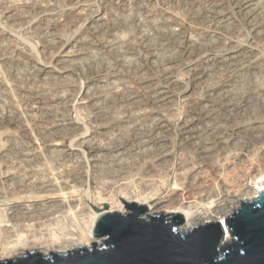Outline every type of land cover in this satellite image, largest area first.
Instances as JSON below:
<instances>
[{
    "label": "rangeland",
    "instance_id": "obj_1",
    "mask_svg": "<svg viewBox=\"0 0 264 264\" xmlns=\"http://www.w3.org/2000/svg\"><path fill=\"white\" fill-rule=\"evenodd\" d=\"M192 2L193 0H0V73L2 75H0V82H2L0 83V117L2 116L0 137L4 131L0 144L6 143L5 147L4 144L0 145L2 146L0 147L2 150L0 151V171L5 169L0 172V190H3L0 193L5 197L9 194L11 197L12 191L18 192L20 186H24L25 191V187L33 184L35 180L36 185L46 183V180L48 182L54 173L56 174L53 178L57 175L56 178L61 176L60 178L64 179L68 176V179H74L75 175L71 173L73 169H70L74 168L76 180L73 184L75 186V190H72L73 196H77V199L83 198L82 200L88 205L91 202L90 205L93 204L94 207H102V202L100 203L102 196L98 187L99 177L98 174H94V169L89 162L91 148L84 143L81 144V140L96 137L104 143L110 141V146L125 142L126 136L123 135V137L120 134L121 138H118L119 134L115 133L116 131L113 132L117 137L115 134L112 136V130L103 134L100 128H106L109 125L111 116L119 118L130 110L134 112L133 109L144 106L143 104L149 111L156 112V115L163 113L169 118L171 123L169 136L171 145L176 150L175 153L178 152L184 139L178 127L181 121L189 120L192 116L191 112L202 114L208 106H214L215 120L219 124L225 126L230 121L238 127L240 133L236 137L242 142L243 148L252 146L253 149L257 150L258 147L263 151L259 152L258 157L261 172H263L260 180L264 181V129H258L257 135L250 136L247 128L249 124L262 120L264 116V0H195L194 4ZM212 3L213 5H210ZM211 8L216 9L215 12L214 9L211 11ZM167 13L172 17L175 15L176 19L183 23L174 24L173 20L168 21ZM58 25H61V28ZM183 27H187L188 31ZM184 30L185 33H183ZM206 31L215 33L201 34ZM176 34L181 36L178 37ZM117 41L121 42L118 49L111 51L107 49V43ZM60 45L63 47L61 48ZM56 46L57 50H55ZM246 47L255 48L257 64L255 63L256 65L252 68L236 72L228 80L226 77L229 74L225 70L226 66L222 64L223 60L233 53L240 54ZM62 50H65L68 56L71 55L65 69L66 74H61V77L59 73L40 74L38 70L53 67L52 57L60 54ZM56 71L60 70L55 68ZM197 80L202 81L200 83ZM162 90L170 94L168 95L170 102L165 105L166 107L158 108L160 105L156 102V95H154L155 99L151 96L155 91L157 92L154 94H157ZM94 94L96 100L93 104L84 107L80 105V99L86 96L92 97ZM130 96L134 97L133 101L125 103ZM229 104L235 106H228ZM91 105L108 109L104 111L106 114L111 109L110 117H106L107 120L102 123L94 122ZM20 109L22 113H19L23 120L20 114H17ZM155 114L153 113L148 121H142L143 124L142 122L139 124V126L142 124L143 127H140L142 130L149 128ZM15 115H18L20 119ZM32 119L34 123H31ZM42 124L46 127L67 124L79 129L76 134H68L61 140L63 155L55 151V155L58 154L61 157L58 155L55 157L54 152L51 154L48 147L45 149L44 136L42 138L41 131H38L40 126V130L42 129ZM33 126L37 128L34 129ZM26 127L29 132L25 131ZM121 130L122 134L127 132L126 129L121 128ZM36 136L41 137L38 140ZM40 144L44 148H41ZM36 145L38 147L40 145L42 151ZM34 146H36L35 149ZM74 151H79L78 157L72 154ZM128 156L129 154L123 158V163L133 161L135 158ZM43 159L46 163L43 161L41 163ZM14 167L16 169H13ZM16 170L20 171V174ZM67 171H70L71 176L70 173L67 175ZM41 179L45 181L42 182ZM7 181L10 183H6ZM259 181L256 182L259 183ZM175 183V174L170 170L167 174V183L158 197L166 196ZM245 184L250 189L255 187L252 179H246ZM11 188V192L8 193ZM26 191L28 192L27 188ZM33 191L35 192L36 189H31L32 194L28 192L30 194L28 195H34L36 192ZM19 192L23 194L22 196L27 195V192ZM45 200L38 199L37 202L41 203ZM235 202L236 200L230 199L225 203L226 205L224 202L217 203L216 210L224 211L226 206L234 207ZM12 203L9 201L7 204ZM238 208L239 206L236 209ZM203 209H199L194 214L195 219L200 217L199 214L213 215L211 210L203 211ZM183 225L179 227V231H182ZM100 245L101 242L98 246Z\"/></svg>",
    "mask_w": 264,
    "mask_h": 264
},
{
    "label": "bare ground",
    "instance_id": "obj_2",
    "mask_svg": "<svg viewBox=\"0 0 264 264\" xmlns=\"http://www.w3.org/2000/svg\"><path fill=\"white\" fill-rule=\"evenodd\" d=\"M194 1L195 0H193V2ZM193 2L192 4L195 3ZM210 5H213V3ZM212 9L214 8H211V11H213ZM215 10L216 9H214V12ZM162 13H165V12H162ZM166 15H167V19H169L168 21L173 20L174 24H178L181 21V20L176 19L175 15H173V17L172 15H169L168 13ZM56 23H57V19H56ZM58 26L61 28V25H58ZM146 27L145 29H147ZM183 28L186 30L187 27L186 28L183 27ZM185 30L183 33H185ZM214 33L215 32H208V31L201 32V34L203 35H213ZM179 35L177 36L179 37ZM219 36L220 35H218V37ZM263 36H264V33H263ZM58 44H62V43L58 42ZM120 44L121 42L117 41V42L107 43L106 46H107V49H110L111 51V50L118 49L120 47ZM256 44L258 45V42ZM60 47L62 48L63 46L60 45ZM57 49L58 48L56 46L55 50ZM254 49L246 47V49L243 50L240 54L233 53L232 55L228 57L225 56L226 58L223 60L224 63L222 64H224L227 68L225 70H227V73L229 75L225 77L228 80L232 78L236 74V72L241 71L243 69L252 68L254 67V65L257 64L256 59H255V56L257 54L255 55ZM257 50L260 51V49L258 48ZM68 55L69 54L65 52V50H62L60 54L56 55L54 58L52 57V60H53L52 63L54 64L53 67H44L38 70V72L40 74L59 73L61 77L62 76L61 74L65 73V69L67 67V64L69 63V59L71 58L70 57L71 55L70 56ZM55 68H57L60 71L55 72ZM223 77H221V80ZM63 78H64V75H63ZM172 82H170V84ZM0 83L2 84V82ZM147 83L149 84V82ZM172 87H175V86H172ZM209 89H212V88H208V90ZM162 91L161 93L158 92L157 94H154L155 92H157L155 91L153 93V96H151V97H154L155 99L154 95H156L157 101L154 99L153 101H156L160 105L158 106V108L166 107L165 105L168 102H170V97H169L170 94L167 91H166L167 93H165L164 91L162 92ZM133 99L134 97L130 96L127 99V101H125V103H130L131 101H133ZM95 100H96V96L94 94L92 95V97L86 96L80 99L79 102H80V105L84 107V106H89V104L91 103L93 104ZM139 100H141V98ZM143 105L144 106H139L133 109L135 110L134 112L130 110V112L128 111V113L123 114L124 116H120L119 118H115L114 116H111L112 118L110 117L111 109L109 113L106 114V112L104 111H108V109H103L97 106L94 107L91 105L92 113H93L92 119L94 122L102 123L107 120L106 117L107 118L110 117L111 119V122L110 121L108 122L109 125L106 128H103V127L100 128L103 134H107L112 130L111 132L112 136L113 134L118 132L119 134L118 138L119 137L121 138V136L123 135L126 136L127 138L125 142L115 143V146H110L109 145L110 141L109 143H104L103 141L97 139L96 137H90L89 139L82 138L81 140L82 141L81 144L84 143L91 148L89 162L91 163V166L94 169V174L96 175L98 174V177H99L98 187L100 189L101 194L99 192L98 194L102 196L101 197L102 199H101L99 195V198L101 200L99 201L100 203L102 202V205H103L102 207H98V208L94 207L93 204L90 205L91 202L88 205L85 203V201L82 200L83 198L80 197V199H77L78 198L77 196H75L76 198L73 196V191L75 190L74 188L75 186L73 184H74V181L76 180V177H75L76 170L74 171V168H70V169H73L71 170V173L75 175L74 179H68V176H65L67 178L64 177V179H62L60 178L61 176H58L60 178L59 179V178H56L57 175L55 176V178H53L54 174H56L54 173L53 177L50 180L48 178L49 180L48 182L46 180V183H40L36 185L34 184V182L36 181V180L34 181L35 178L33 180L31 179L32 181H34L33 182L34 185L29 184L27 187H25V191L23 189L24 186L23 187L20 186V190L19 188L15 186L19 191H23V192H27L26 188L28 189V192L30 193H31V189L33 190L36 189L35 191L36 193L33 191L35 194L33 193L34 195L32 196H29L30 194L28 192H27V195L29 194L28 196L26 194H25L26 196L25 195L22 196L23 194L20 193L19 191H18L19 193L15 191L19 195H17L14 191H12L11 197H9V194H8V197L10 198L9 199L8 197H5L4 194L0 193V204H2L0 205V250H1L0 261H3L5 259H13L14 256L21 258V257L26 256L27 253H32V252L40 253L42 257L44 258L51 257L52 255L50 254V252L61 256V255H66L67 253L71 251H75L79 248L90 246L91 243H96V245L98 246V244L102 241V239L92 237V230H93L94 222L99 214L106 212V211L109 213L117 212L120 215L127 214L126 210H128V208L124 205V203L120 199H122L126 203H135L137 204V206L146 205V207L148 208V211H145V213L143 214L142 217L144 218H147L148 216H152V215H155V216L166 215L168 218H172L175 215H182L184 218L185 224L184 225L182 224L183 225L181 229L182 231H179V232H183V231L189 232L193 230L195 227H198L200 225L203 226L209 223L217 222L219 223V225L221 226L223 230V238L220 241L219 246H223L230 242V239L232 237H231V233L229 232L225 224L226 218H228L231 214H233L234 212L238 210L236 208L237 206L240 207L241 202L246 203V202H252L256 200L258 193L261 190H264V181H262L263 179L260 180L261 179L260 176L262 175L261 173L263 172H261V168L259 164V157H258V154H260L259 152H263V151L260 148H259L260 151H257L259 150L258 147H257V150L255 148L254 150L252 146L243 148L241 146L242 142L240 141V139L236 137L240 133L238 127L231 124L230 121H228L225 126H222L221 124H219L217 120H215V117H216L215 110H214L215 107L210 105L205 109L204 113L195 114L194 112H191L192 116L190 117L189 120H185V121L182 120L180 124L177 123L179 124L178 127H180L179 129L184 139H183V142H181L179 149L177 150L178 152L175 153L176 150H174L175 148L173 149L171 145V141H170V136H169V132L171 128V123L169 122L170 121L169 118L163 113H158L156 115L155 114L156 112H152V110L149 111L147 109V106H145V104ZM231 105H234V104H229L228 106H231ZM19 112H21V109L20 111L17 112L18 115L20 114ZM153 113L155 114V117L151 121V125L149 124L150 126L148 129L146 128L147 130H142V128H140V127H143L141 126L143 124L142 121H148V119L151 117ZM18 115L17 116L15 115V116L18 117ZM19 116L21 117L22 115L20 114ZM20 117L18 118L20 119ZM262 118H261L262 120L253 122V124L248 125L247 128L249 129L250 136L257 135L258 129L260 130L264 129V116ZM141 122L142 124L139 126ZM31 123H34L33 119ZM31 123H27V124L29 125ZM35 123H38V122H35ZM25 125L26 124H24L23 126ZM34 126L32 128L34 129L37 128ZM43 126L44 125L42 124V129L40 130L41 128L40 126L38 131L39 132L41 131L40 133L42 134V138L44 136L43 139L45 140H43V142H44V145L46 144L45 149L48 147L51 150L50 153L52 152L51 154H53L54 152L53 155L55 157L58 155V154L55 155L56 152H59V154L60 153L62 154L64 152V150L62 149L61 140L64 137H66L68 134H76L77 132H79V129L77 127L72 126V125H67V124L56 126V127L54 126L48 127V125L47 127L46 126L43 127ZM121 128L123 130L126 129L127 132L122 134L123 132H121L122 131ZM27 130L29 129L26 127L25 131L29 132ZM113 131H116V132L114 133ZM3 135H4V131H3L2 137L0 138H3ZM40 137H37L38 140ZM109 137H111V135ZM1 140L2 139H0V141ZM2 144H4V147H5L6 143L2 142ZM33 144L35 143L33 142ZM239 144H240V147H239ZM40 145L42 146V144ZM40 145L39 147L38 145L36 146L42 151L41 148H44V146L41 147ZM36 146H34L33 148L35 149ZM0 151L2 150L0 149ZM47 152L49 153V151ZM78 152L74 151V153L72 154L75 157H78L79 156ZM27 153H29V151ZM32 153L33 152L31 151V154ZM65 154L64 156H66ZM127 154L135 158H133L134 159L133 161H129L128 163H123V158L126 157ZM4 155L6 156L5 153ZM4 155H1V156H4ZM38 155H39V152H38ZM41 156L42 158H44L43 154ZM37 158L39 160V157ZM33 159L35 160V157ZM38 160L36 159L37 163H38ZM42 161L46 163L44 159L41 160V163ZM44 163L43 165H45ZM18 167H19V163H18ZM13 169H16V168L14 167ZM47 170L49 169L47 168ZM170 170H172L175 174L176 183L166 196L159 198L158 194L165 187L167 183V174ZM3 171H0V172H3ZM12 172L14 173V170ZM18 173L20 174V171ZM66 173L67 175H69L68 173H70V171H67ZM71 173H70V176H71ZM2 174L4 175L5 173H2ZM58 174L60 175V172ZM49 176H51V174H49ZM10 178L7 177V180L9 179L10 181ZM246 179H252V181L255 183V187L251 189L246 187V184H245ZM9 181H7L6 183H8ZM41 181L44 182L45 179L44 181L41 179ZM256 181H259V183ZM12 182L14 183V181ZM260 182H263V183L260 184ZM11 190L12 188L10 189V191H8V193H10ZM38 199H46V200L45 202L43 201L41 203L40 202L38 203L37 202ZM230 199L236 200L235 202L236 205L234 207L226 206V209L224 208V211L221 210L222 212L219 211V209L218 211L216 210L217 203L221 204V202H224L225 204ZM25 200H31V201L27 202ZM33 200H36V201H33ZM9 201L13 203L7 204ZM199 209H203V211L211 210V215L212 214L213 215L210 216V215L205 214L204 212H203L204 214L198 213L200 217L195 219L194 214H196Z\"/></svg>",
    "mask_w": 264,
    "mask_h": 264
},
{
    "label": "water",
    "instance_id": "obj_3",
    "mask_svg": "<svg viewBox=\"0 0 264 264\" xmlns=\"http://www.w3.org/2000/svg\"><path fill=\"white\" fill-rule=\"evenodd\" d=\"M120 200L127 214L106 211L94 222L92 237L102 239L100 246L91 243L61 256L50 252L47 258L32 252L0 264H264V190L226 219L232 240L223 246L217 222L179 232L182 215L144 218L146 205Z\"/></svg>",
    "mask_w": 264,
    "mask_h": 264
}]
</instances>
